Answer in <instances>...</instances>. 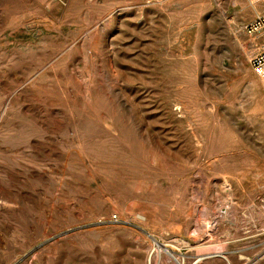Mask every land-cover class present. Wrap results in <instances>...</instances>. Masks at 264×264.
<instances>
[{
    "label": "rangeland",
    "instance_id": "rangeland-1",
    "mask_svg": "<svg viewBox=\"0 0 264 264\" xmlns=\"http://www.w3.org/2000/svg\"><path fill=\"white\" fill-rule=\"evenodd\" d=\"M259 5L0 0V264H264Z\"/></svg>",
    "mask_w": 264,
    "mask_h": 264
},
{
    "label": "built area",
    "instance_id": "built-area-1",
    "mask_svg": "<svg viewBox=\"0 0 264 264\" xmlns=\"http://www.w3.org/2000/svg\"><path fill=\"white\" fill-rule=\"evenodd\" d=\"M255 1L264 2V0ZM244 32L255 39L257 49L251 56L249 63L254 73L264 84V11L245 25Z\"/></svg>",
    "mask_w": 264,
    "mask_h": 264
},
{
    "label": "crops",
    "instance_id": "crops-1",
    "mask_svg": "<svg viewBox=\"0 0 264 264\" xmlns=\"http://www.w3.org/2000/svg\"><path fill=\"white\" fill-rule=\"evenodd\" d=\"M259 6H260V8H262V9L264 8V5H259ZM260 12H261V11L257 12V13H256V16H257Z\"/></svg>",
    "mask_w": 264,
    "mask_h": 264
},
{
    "label": "bare ground",
    "instance_id": "bare-ground-1",
    "mask_svg": "<svg viewBox=\"0 0 264 264\" xmlns=\"http://www.w3.org/2000/svg\"><path fill=\"white\" fill-rule=\"evenodd\" d=\"M196 261H198V260H196ZM196 261H195V262H196ZM228 262H229V261H228ZM193 264H194V263H193Z\"/></svg>",
    "mask_w": 264,
    "mask_h": 264
}]
</instances>
